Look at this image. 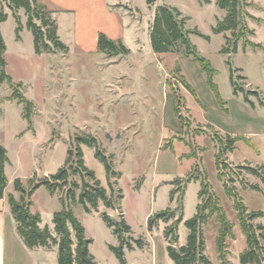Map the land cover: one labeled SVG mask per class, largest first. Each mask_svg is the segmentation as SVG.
I'll return each mask as SVG.
<instances>
[{"label": "rangeland", "instance_id": "obj_1", "mask_svg": "<svg viewBox=\"0 0 264 264\" xmlns=\"http://www.w3.org/2000/svg\"><path fill=\"white\" fill-rule=\"evenodd\" d=\"M130 1L141 10L122 0L116 5L137 24L128 30L125 46L129 53L108 57L104 53L82 54L74 47H69L67 53L36 54L33 33L26 27V10L18 9L24 24L19 41L8 0H0L4 11L11 14L1 29L7 45L6 70L15 82L22 84V94L33 102L30 128L24 117V104L11 98L13 88L9 83L0 82V143L11 160L8 190L14 189L16 178L29 187L30 178L37 182L57 172L66 161L68 149L73 147L74 137L92 134L101 148L113 154L114 168L122 176L111 178L110 185L95 149L83 144L85 164L108 193L113 190L116 195L122 188V210L134 231L131 236L144 241L142 248L125 250L127 264H173L164 237L166 223L161 221L149 231L147 221L151 214L169 206H179V215L183 180L190 172L195 179L188 184L183 197L184 220L193 217L197 205L203 203L204 199L198 198L201 184L196 177L202 180L207 175L212 191L220 197L234 224V236L226 239L224 255H220L216 249L220 223L214 215L203 228L206 253L213 264H241L240 253L246 248V238L226 184L243 198L248 211L264 213V183L242 167L264 164V0L247 1L245 10L252 17L246 16V21L253 32L246 30L238 37L231 31L213 32L225 14L217 0H154L152 4L147 0ZM157 2L175 6L189 16L185 28L191 31L189 36L199 55L214 69L212 76L193 56L186 55L180 42L174 51H153L150 32L155 13L150 6ZM61 25V40L68 43L67 28L64 22ZM196 29L210 38L195 33ZM236 40L237 52H221L225 46L232 48ZM250 43L261 46L255 48ZM231 67L235 69L237 94L231 82ZM182 75L194 92L184 86ZM241 90L258 92L257 96L249 95L254 104L246 101ZM226 134L240 139L233 152L218 156ZM189 153L194 157L184 156ZM84 180L90 181L87 177ZM73 181L80 186L76 189L78 196L83 183L79 174L71 175L62 192L52 193L43 185L33 194L32 210L41 214L43 227L54 224V214L63 207L60 197L73 187ZM174 181L178 193L171 202ZM71 208L85 226L87 237L93 239L90 250L98 264H121L109 248V243L118 245V240L100 213H87L79 202L71 203ZM102 211L114 219L120 215L119 210L103 204ZM254 222L264 223V216ZM188 233L184 221L181 222L179 244L186 243ZM47 263L58 264L57 256L49 257Z\"/></svg>", "mask_w": 264, "mask_h": 264}, {"label": "trees", "instance_id": "obj_2", "mask_svg": "<svg viewBox=\"0 0 264 264\" xmlns=\"http://www.w3.org/2000/svg\"><path fill=\"white\" fill-rule=\"evenodd\" d=\"M153 1L147 0L148 4H152ZM247 1L217 0V5L221 9H225L227 14L223 19L217 21V24L213 27V32L220 34L231 31L235 37H238L241 32L242 34H246V30L252 34L253 31L248 29L246 21V16L252 17L245 10V7L248 5ZM209 2V0H206V3ZM8 4L16 19L17 26L15 31L17 40L21 39L20 33L24 27L21 17L18 14V9L24 8L28 14L27 28L34 36V50L36 54L67 53L69 51V46L61 40L58 34V24L53 18L52 12L43 4L39 3L38 0H8ZM7 18L8 14L4 11L0 3V82L9 83L13 88L11 98L17 99L19 103L24 104V117L29 121V127L31 128L33 102L22 94L21 90H19L22 84L15 82L6 70L7 61L5 53L7 51V45L1 32V24ZM189 19V16H185L175 6L167 4L159 5L155 10L150 32L152 49L157 54L168 53L174 51L176 43L180 42L185 46L186 55L193 56L196 61L201 63L204 70L211 72L212 76L214 69L206 58L199 55L197 46L190 39L189 34L191 31L185 28L186 22ZM194 32L207 39L210 38V36L204 35L197 29ZM250 44L254 45L255 48L261 46L254 43ZM98 47L99 51L108 57L129 53V49L121 40L115 41L110 39L104 33H100L99 35ZM237 50L238 40L234 42L232 48L225 46L221 52L230 54L237 52ZM228 63L231 64L230 61ZM234 71L235 69L231 67V82L234 87V93L237 94L239 89L234 79ZM182 76L184 86L194 92L186 82L184 75ZM244 92L246 101L254 104L250 100L249 95L253 94L257 96L258 92L256 90ZM262 105L264 106L263 101ZM181 121L183 122L182 116ZM239 139L240 136L233 137L230 134H226L218 156L222 153L227 154L233 152L236 149V142ZM83 144L95 149V156L104 164L110 185H112L110 182L111 178H121L122 172L114 168L113 154H108L104 148H101L95 136L92 134L76 135L73 139V147L68 149V156L64 165L57 172L50 176H45L37 182H34L30 178L29 187L24 186L20 178L14 180V188L20 195L16 197L14 193H9L8 202L11 213L17 223V231L29 248H35L37 246L51 248L57 246L58 264H98L90 250V244L93 242V239L87 237L86 228L73 212L71 203L79 202L87 213L94 211L100 212V206L103 204L108 209L120 211L118 219L112 218L105 211H102L100 216L107 226L112 229L113 234L118 240V245L110 244L109 248L121 264H127L125 250H134L136 246L142 248L144 241L142 238L134 239L131 236L134 231L122 210V199L124 197L122 188L118 189L116 195L113 190L108 193L107 188L97 179L95 172L86 166L84 151L82 149ZM165 147L170 146L166 145ZM193 155L189 153L184 156L192 158L194 157ZM9 161L8 150L0 143V198L4 196L5 189L8 185L5 168ZM242 167L252 175L259 177L264 183V164L257 166L245 165ZM77 174L83 178L79 195L77 196L76 189L80 186L77 182L73 181V187L68 188L60 197L63 207L54 214V231L52 232L49 226L41 227V214L32 210V206L34 205L32 196L35 191L44 185L52 193L58 190L62 192L63 187L69 183L71 175ZM84 177H87L90 181L84 180ZM194 179L192 172H190L183 180L184 192L180 201H178V205L181 206L179 215L177 214L179 206L175 208L169 206L151 214L147 221L149 231H152L154 226L159 225L161 221L166 223L164 237L167 241V253L173 264H213L206 253L207 241L203 228L214 215H217L216 219L220 223L219 234L216 239V249L220 255H224V250L227 246L226 239L234 236V224L228 219L221 204L220 197L212 191L211 185L207 180V175L202 180L196 177V181H200L201 184L198 198L204 199L203 203L200 202L197 205V212L193 217L184 220L182 207L183 197L188 184ZM178 180L182 181L181 178ZM175 181L171 182L173 184V188L170 191L171 202L176 200L178 193V188L174 187L176 184ZM114 183L118 185V180H115ZM252 188L259 190L258 186H253ZM226 192L234 201V208L237 211L238 220L246 238V248L240 253L241 264H264V223L254 222V219L264 216L263 211H248L247 206L243 203V198L235 192L234 188L229 187L227 184ZM175 217H177L176 220L170 222ZM183 221L189 233L186 243L179 244V226Z\"/></svg>", "mask_w": 264, "mask_h": 264}, {"label": "crops", "instance_id": "obj_3", "mask_svg": "<svg viewBox=\"0 0 264 264\" xmlns=\"http://www.w3.org/2000/svg\"><path fill=\"white\" fill-rule=\"evenodd\" d=\"M41 1L52 12V16L58 24L60 38H62L61 24L64 22L70 36L68 43L65 41L66 44L70 48H76L82 54L102 53L98 47L100 33L106 34L110 39L115 41L121 40L125 44L128 37V30L137 27L132 16L116 6L119 0ZM122 1L127 3L129 7L141 10L130 0ZM158 5L160 4L157 2L155 5L150 6L153 15ZM223 10L225 14L222 19L227 14V11L225 9ZM10 15L7 19L10 18ZM12 16L14 17V15ZM21 40L22 36L19 41ZM10 164L11 160L6 164L5 168L8 185L5 189L4 196L0 198V264H48V258L51 257L54 259L55 256H57L58 261L57 246L51 248L44 246L29 248L17 231V223L11 213L8 202L9 193H14L16 197H19L15 188L12 191L8 190V186L11 183V179L8 177V166ZM98 213L101 214V212ZM40 225L43 227V220ZM48 226L53 232L54 224H49ZM110 244L116 245L115 243Z\"/></svg>", "mask_w": 264, "mask_h": 264}]
</instances>
